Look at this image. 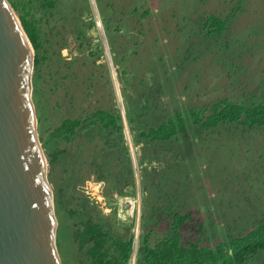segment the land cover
Returning a JSON list of instances; mask_svg holds the SVG:
<instances>
[{"label":"rangeland","instance_id":"obj_1","mask_svg":"<svg viewBox=\"0 0 264 264\" xmlns=\"http://www.w3.org/2000/svg\"><path fill=\"white\" fill-rule=\"evenodd\" d=\"M11 1L17 3L13 8L19 20L24 16L35 23L48 56L41 70L35 71L34 65L32 100L47 159L62 264H93L79 249L82 242L75 234L82 220L98 222L124 242L131 239L128 264H136L144 233H161L168 208L190 214L195 228L202 224L203 245L211 247L264 223V130L221 125L212 131L193 125L186 145L173 142L163 146L170 152L160 148L156 154L134 144L126 114L128 107L137 109L140 96L142 103L148 101L149 113L161 117L175 108L190 111L219 99L262 100L264 0H53L54 6L43 8L40 0ZM135 8L138 12L133 13ZM144 10L147 16L141 15ZM212 15L227 25L215 38H207L205 28L211 27L206 20ZM98 108L119 109L125 142L105 145L109 137L94 132L88 143L84 132L82 153L73 142L59 145L68 149L67 168L74 169L66 174L71 176L69 187L61 189L62 169L51 168L47 136L61 121L85 117ZM161 154L171 156L169 164L155 162ZM99 159L119 164L122 179L117 189L124 187L123 178L132 167L135 193L108 196V183L98 180L92 167ZM154 168L164 190L159 185L156 189L150 179ZM83 203L88 204L84 213ZM109 254L111 261L112 251Z\"/></svg>","mask_w":264,"mask_h":264},{"label":"trees","instance_id":"obj_2","mask_svg":"<svg viewBox=\"0 0 264 264\" xmlns=\"http://www.w3.org/2000/svg\"><path fill=\"white\" fill-rule=\"evenodd\" d=\"M15 8L17 3L11 1ZM46 4L54 6L53 0H40V8L46 7ZM16 9V8H15ZM138 12L134 9L133 13ZM141 15L147 16L148 10H144ZM20 22L26 32L33 49L35 51V71L41 70V66L47 60V51L41 47L40 31L32 20L20 16ZM206 23L210 24L211 29L205 28L204 36L215 38L226 27V20H220L214 15L207 18ZM205 23V27H206ZM95 57V53L90 54ZM175 70V69H174ZM167 76V72H165ZM135 78V77H134ZM139 83H143L142 78ZM137 109L132 107L126 109L128 116V126L134 144H142L143 150L150 149L156 154H160V148L170 152L169 148H163L164 145H171L173 142L181 141L186 145L188 143V129L190 126H198L203 130L214 131L221 125L229 126L238 130L239 127L256 130H264V98L260 101L249 100L243 103H237L229 99H219L206 107H194L190 111L187 109L175 108L169 116L161 117L158 114L149 113L148 101L142 103V96ZM147 110V111H146ZM41 119V116H40ZM135 124V126H134ZM122 116L118 108L109 111L101 108L95 109L91 114L83 117L78 116L74 119H65L59 125L54 127L48 134L46 152L50 156L51 168H61L63 177L61 189L69 187L71 176H66L73 168H67L68 149L60 148L62 143L73 142L79 152H83L85 142L93 141L95 135L105 133L106 139L103 144L111 145L112 141H124V128ZM230 128V129H231ZM87 141L84 142L82 134ZM83 138L80 144L77 139ZM43 139V137L41 138ZM129 163V151L126 150ZM95 156L94 153L92 155ZM170 157L155 158V162L170 163ZM100 163L93 164L98 174V180H104L108 183L106 194L117 197L125 194L126 196L135 193L134 173L132 167L127 172V177L123 178L124 187L117 189L115 185L122 179L120 177L119 164H109L107 160L99 159ZM156 168H154V174ZM170 169V167H169ZM60 172V171H59ZM116 173V177L114 176ZM147 174V173H146ZM146 177V175L144 174ZM156 174L151 177L155 188H160L163 183L156 182ZM161 178V176H160ZM117 181V183H116ZM163 189V187H162ZM147 190V186H143ZM164 190V189H163ZM70 191H73L70 188ZM74 192V191H73ZM87 203H83L82 213L86 212ZM80 210V206H78ZM77 211V212H78ZM73 214H77L72 211ZM81 213L80 217L83 218ZM160 217V216H158ZM167 223L159 235L153 230H148L140 237L139 247L136 255V264H250L255 259L264 260V223L253 227L250 231L242 233L236 237H230L227 241L216 244L214 247L203 245L202 224L197 228L194 226V217L190 214H184L176 209L168 208L165 211ZM75 234L81 239L82 244L79 249L83 248L86 256L90 257L93 264H104V260L111 264L115 260L116 264H128L133 250L131 239L123 241L121 238H114L110 232L104 230L98 222L92 220H82L75 229ZM191 235V236H190ZM197 238H193V236ZM110 249H112L111 261ZM110 251V252H109Z\"/></svg>","mask_w":264,"mask_h":264},{"label":"water","instance_id":"obj_3","mask_svg":"<svg viewBox=\"0 0 264 264\" xmlns=\"http://www.w3.org/2000/svg\"><path fill=\"white\" fill-rule=\"evenodd\" d=\"M34 60L13 6L0 0V264H62L32 100Z\"/></svg>","mask_w":264,"mask_h":264},{"label":"bare ground","instance_id":"obj_4","mask_svg":"<svg viewBox=\"0 0 264 264\" xmlns=\"http://www.w3.org/2000/svg\"><path fill=\"white\" fill-rule=\"evenodd\" d=\"M128 139H129V137H128ZM126 201H127L130 205L133 206V201H132L131 199L128 198ZM132 206H131V207H132ZM132 208H133V207H132ZM124 210H125V209H124ZM121 211H122V210H121Z\"/></svg>","mask_w":264,"mask_h":264}]
</instances>
